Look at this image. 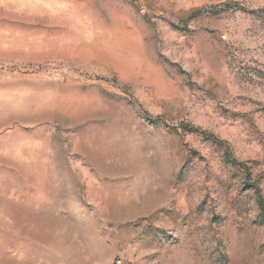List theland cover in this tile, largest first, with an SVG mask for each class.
Masks as SVG:
<instances>
[{
    "label": "rangeland",
    "instance_id": "obj_1",
    "mask_svg": "<svg viewBox=\"0 0 264 264\" xmlns=\"http://www.w3.org/2000/svg\"><path fill=\"white\" fill-rule=\"evenodd\" d=\"M0 264H264V0H0Z\"/></svg>",
    "mask_w": 264,
    "mask_h": 264
}]
</instances>
